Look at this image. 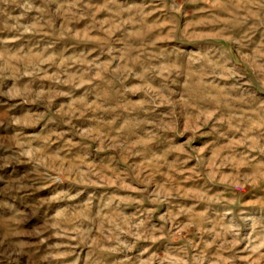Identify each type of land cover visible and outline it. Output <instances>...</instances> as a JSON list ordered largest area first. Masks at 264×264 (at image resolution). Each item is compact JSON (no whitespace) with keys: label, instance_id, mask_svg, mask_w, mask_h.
<instances>
[{"label":"rangeland","instance_id":"1","mask_svg":"<svg viewBox=\"0 0 264 264\" xmlns=\"http://www.w3.org/2000/svg\"><path fill=\"white\" fill-rule=\"evenodd\" d=\"M0 264H264V0H0Z\"/></svg>","mask_w":264,"mask_h":264}]
</instances>
